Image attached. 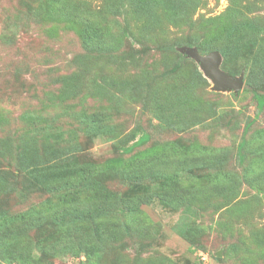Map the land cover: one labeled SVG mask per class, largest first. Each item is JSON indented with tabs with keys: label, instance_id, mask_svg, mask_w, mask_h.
I'll return each mask as SVG.
<instances>
[{
	"label": "rangeland",
	"instance_id": "374dc122",
	"mask_svg": "<svg viewBox=\"0 0 264 264\" xmlns=\"http://www.w3.org/2000/svg\"><path fill=\"white\" fill-rule=\"evenodd\" d=\"M248 1L246 17L264 25V0ZM136 3L0 0V177L8 178L4 183L0 178V211L27 216L53 198L35 188L19 193L27 185L19 169L26 154L58 167L67 153L79 165L107 171L99 178L118 199L135 193L123 169L140 153L144 169L164 161L160 168L171 176L168 183L173 177L183 183L177 193L162 189L164 199L189 195L193 208L175 210L153 197L134 216H109L105 224L114 225V236L96 240L98 264H264V196L246 181L249 163L264 151V110L258 113L254 97L263 90L245 69L222 61L223 71L244 74V86L238 93L214 91L186 54L190 48L200 52L198 47L180 45L189 37L200 41L215 34L222 27L216 18L229 0H156L143 9ZM175 3L179 16H170ZM86 32L95 38L91 46L84 41ZM164 46L175 52L161 50ZM178 54L187 60L174 71ZM159 92L163 95L156 97ZM165 103L173 106L171 122ZM86 116L99 121V133L90 130ZM143 133L149 141L127 153ZM243 140L247 146L239 150ZM40 142L54 144L58 152L42 154ZM166 148L168 156H161ZM120 157L124 165L112 170L110 161ZM253 167L263 172L261 163ZM156 184L147 176L140 181L137 189L148 195L143 199L157 193ZM227 185L235 202L218 195L209 205L207 195L216 196L215 188ZM29 221L7 228L30 239L35 264H86L85 255L68 252L43 258L36 245L42 228ZM5 230L0 228V235Z\"/></svg>",
	"mask_w": 264,
	"mask_h": 264
},
{
	"label": "trees",
	"instance_id": "16d2710c",
	"mask_svg": "<svg viewBox=\"0 0 264 264\" xmlns=\"http://www.w3.org/2000/svg\"><path fill=\"white\" fill-rule=\"evenodd\" d=\"M155 1L136 0L137 3H140L139 8L141 6V9H143V6L147 4L149 6ZM247 1L229 0V6L224 15L216 18L219 19L217 21H220L218 23L222 24V27L219 30L217 29L218 31L215 34L207 35L200 41L189 37L181 42L180 45L188 47L196 46L204 54L218 51L226 67L235 66L245 69L249 79L253 80L263 90V93H254L258 113H261L264 110V25H257L253 22L254 18L248 19L246 17V10L252 6ZM176 4H172L168 8L170 16L176 12L177 16H179L178 12L180 10H178L179 6ZM221 18L222 21L220 20ZM217 21L211 23L217 24ZM96 38H98V33L96 34ZM84 41L87 45L91 46L95 43V38L91 36L90 32H86L84 34ZM106 49L109 50L111 48ZM161 50L175 52V47L164 46L161 47ZM177 57L176 65L173 68L174 71L179 69L187 60L181 54H178ZM196 73V76L201 80L203 85L207 86L208 82L202 74L198 70ZM230 74L235 76L237 73L231 72ZM188 86L187 88L191 89ZM161 95L163 94L159 92L155 96L160 97ZM162 106L166 113H168L169 117L167 121L171 122L173 106L168 103ZM156 117L159 120L163 118L162 114L158 113V111ZM85 119L90 125V130L96 134L99 133L98 130L100 128L96 125V123L100 125L99 121L91 122L89 116H86ZM175 127L178 128L177 125ZM149 139L150 136L143 133L132 145L126 148V152L130 153L135 148L141 147ZM40 146L43 149L42 154L55 155L58 152V149L52 143L45 144L40 142ZM246 146L247 142L243 140L238 148L242 150ZM64 151L66 150L64 149ZM162 151L161 156H168L169 152H167V148ZM31 153L34 154L32 151ZM65 154H61L64 159L60 161V166L58 167L47 164L45 161H39L35 157L31 158L29 154L21 158L19 169L24 174L27 185L19 193L24 195L31 188H35L49 192L53 195V198H48L39 209L34 208L29 211L27 216L26 213L22 215L10 214L3 210L0 211V228H6L0 235V260L5 264H30V261H33L34 251L32 250V243L29 242L30 239H22L15 229L7 228L9 225L17 226V220L27 218L30 220L28 224L33 220L34 223L39 224V228H42L36 245L39 251L45 254L44 256L41 255L43 258H54L63 252H68L77 257L85 255L86 264H98V257L100 255L96 254L98 249L96 240L98 239L103 242L106 238H110L111 235L114 236V225H111L107 229L105 224L109 216L113 218L116 216L120 218V215L124 217L134 216L139 213L141 203L148 204L152 201L153 197L161 199L164 205L165 202L166 204L168 203L175 210L183 207L184 211H187L193 208L190 204L189 195L183 197L178 196L179 193L176 194L179 187L182 188L181 185L183 183L174 177L173 182L168 183L171 176H165L167 172L162 173L165 169L160 168L161 165L165 164L164 161L159 166H150L144 169L139 165L141 154L134 153L132 155L133 162L130 163L131 166L126 165L127 167L123 169V175L132 182L135 187V193L132 196H122L117 199L116 195L110 193L104 187L101 178H99V175L103 176L107 171H102L98 167L90 169L86 165H79L75 156L66 157ZM34 155L40 154L35 153ZM160 157L158 158L160 159ZM239 157L242 160L245 158L244 155H239ZM256 163L264 165V151L256 160H252L249 163L248 175L246 177V181L250 187L256 190L259 195L264 196V168H262L263 172L259 170L256 173L253 167ZM181 164L185 165V163ZM117 165L118 167L124 165V160L121 157L110 161V168L112 170ZM146 176L151 181L157 183L155 187L158 191L147 199H143L148 195H142L137 187L143 178L146 179ZM0 178L2 183L8 181L5 174H2ZM222 182L229 183L230 181L222 177ZM170 184H174L175 187ZM166 187H168L166 191L176 190L175 201L168 202L167 196L164 199L163 195H161L162 189ZM215 192L216 196L207 195L206 201H208L209 205L218 195L229 199V201L235 199V194H232L233 191L229 185L222 186V188L220 186L219 188L216 187ZM116 224L121 225L122 223L116 222ZM22 233L26 234L24 230H22ZM24 237L27 236L25 235ZM16 242H20L19 246L16 245Z\"/></svg>",
	"mask_w": 264,
	"mask_h": 264
},
{
	"label": "water",
	"instance_id": "95a60500",
	"mask_svg": "<svg viewBox=\"0 0 264 264\" xmlns=\"http://www.w3.org/2000/svg\"><path fill=\"white\" fill-rule=\"evenodd\" d=\"M186 54L200 65L205 76L212 81L214 91L238 93L243 88L244 74L234 76L223 71L221 68L223 58L218 51L202 55L198 50L190 48L186 50Z\"/></svg>",
	"mask_w": 264,
	"mask_h": 264
}]
</instances>
